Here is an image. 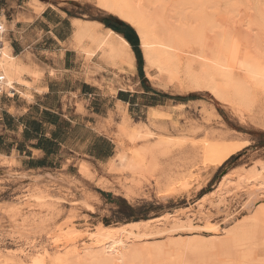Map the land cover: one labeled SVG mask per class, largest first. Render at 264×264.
I'll return each instance as SVG.
<instances>
[{"label":"rangeland","instance_id":"374dc122","mask_svg":"<svg viewBox=\"0 0 264 264\" xmlns=\"http://www.w3.org/2000/svg\"><path fill=\"white\" fill-rule=\"evenodd\" d=\"M43 1L54 6H61V2H63V0ZM35 2L38 1L35 0ZM65 2L68 4V8H72L73 13L85 12L90 18L91 16L104 17L108 16V14L113 15L99 8L95 0ZM208 2L209 4L207 5ZM208 2H205L206 4L204 3L202 8L204 12L205 8L207 9L205 17L207 16V19L218 21L226 31L233 32L232 34L235 38L233 37L232 48L234 47V50L238 51L243 48L239 45L242 44L241 36L244 37L246 33H249L248 37L251 38V34L253 33L251 38L252 47L254 49L258 47L260 49L258 53H264V31H261L264 28L260 24V18L263 19L264 17V0H209ZM171 5L172 0H164L163 4L158 1L155 4L157 9L165 7L164 9L166 10H169L172 7ZM258 9H261V13ZM255 32L257 33L255 34ZM82 45L87 46L83 47ZM189 45L193 47L192 40H189ZM189 45L186 44L183 48L187 49ZM78 49L81 50L80 53H83L85 59H87L86 51L93 50L95 57L97 54L102 56L104 52L97 47L96 43L88 38L82 39L81 43H78ZM82 49L85 50L82 51ZM261 49L263 50L261 51ZM139 50L143 74L141 78L145 77L156 90L170 96V98L168 97L169 100H167L166 107L161 109L169 114L165 116L154 114L152 119H150L148 113H144L141 118L128 117L129 121L125 122L126 114L120 108L118 118L116 120L110 119L107 126H109L108 134L112 136L116 144V150L117 147H120L124 151L142 154L143 159L146 158L144 160V171L142 170L138 174L127 176L109 164L103 165L101 168H94L83 161L80 164V173L83 179L75 180L73 184L76 185L74 187L65 184L59 185L55 181H51L50 178L23 181V185L17 187L11 184L14 181L12 180L13 175L10 172L11 170L0 168V203L2 204V209L0 208V257L2 258H0V264H8V262L9 264H12V262L13 264H21V262L23 264H89L90 262L86 260L83 254L81 252L78 253L83 247L84 236L94 231L97 225L113 226L130 222L133 219L127 220L126 218L132 212L129 210V206L135 208L134 215H146L145 219L165 215L158 221L153 220L152 224H156V222L160 224L166 216L171 218L175 216L177 218L183 215L184 212L195 214L201 207L204 211L208 210L211 213L207 220V223L210 225L217 222L222 227H225V221L228 223L226 229L230 231L240 229L239 226L251 229V224L246 222L249 221L248 217L252 203L251 197L254 198L255 192L248 193L243 202H239L236 197L232 196L234 190H231L227 195L225 194L221 198L223 200L221 204L228 208L229 215H227L228 213L217 212L216 208H214V202L218 201L219 191L217 190V184L223 175L226 173L235 175L239 171L252 170L258 163L264 161L263 91L257 90L258 88L254 89L256 86H252L248 92L250 94L251 91V95L245 101H238L237 103L235 101L226 102L218 100L210 91L191 84L185 77L182 68L185 65L186 57L182 60L179 82L177 81L178 79L169 81L167 80L168 76H164L165 79L160 76L159 82L153 83L145 74V61L144 57H142L140 46ZM107 65L113 67L115 72L120 74L125 73L117 60L109 59ZM88 69L93 73L97 72L89 66ZM129 71L128 68L127 72ZM152 74L158 76V68L153 69ZM178 103L182 107L176 106ZM212 106L216 108L218 115L213 113ZM124 122L126 126L131 128L138 127L140 124L141 126L147 124V128L151 129L153 133L149 137H140V139L136 138L137 140L130 141L128 133L122 130ZM220 132L223 133L222 137L219 134ZM161 139L162 141H160ZM158 140L160 143H156ZM147 145H150L152 148L147 150L149 154H144L146 150L143 153L141 149ZM0 163L2 166L8 165L5 159ZM210 170L214 172L211 171L210 177L204 180V177ZM193 222L198 223L197 220ZM255 222H259V217ZM262 224L260 225V231H256L255 236L252 235L247 242L244 241L242 244L245 250L244 253H246L245 248L247 246L249 249L254 248L255 254H252L253 258L251 257L254 262H250L252 260L250 259L251 255L247 256L242 253L243 249L240 247L241 245L238 246L242 250L237 246L235 250H230V253L235 251L233 255L227 254V256L229 254L232 255L230 256L231 258L227 257L226 252H222V248L221 250L218 249L220 247V245L218 246L219 243L216 244L218 240L214 242L211 240L213 243L209 241L211 234L208 232L207 225H204L201 229L205 235L199 234L197 236L198 243L195 239L196 234H192L189 229L166 233L156 240L148 241L149 244H144V240L142 239L141 241L140 239H136V246L140 249V251L139 249H136V251L141 254H139L138 258L125 260L126 263L124 261V264H130L131 262L142 264V259L147 257L150 260L152 259L153 264H166L167 262H170L168 264H176V262L177 264H181L183 256L186 258H184L186 263L182 262L183 264H197L199 257L196 256V258L195 254H192L193 256L189 255L196 260V262L192 260L194 262L191 261V263L189 256H187L190 254V251L185 250L183 252V249L178 247L181 243L182 247L183 244L199 245L201 243L207 246L210 251L207 249V255V252L204 251L203 256H206L205 258L207 259L209 257V263L203 262L207 260L202 259L204 257L202 256L201 258L202 254L200 253V258L203 260L201 261L199 258L200 264H231L234 262L236 264H247L242 263L243 260L245 262L248 260L249 264H255V262L259 264L260 261L264 264V246L259 247L264 243V240H261L262 238L264 239V221ZM231 225L233 226L232 228ZM262 234L263 236H261ZM192 235L195 237L192 238ZM201 236L204 237V240ZM165 237L168 239L167 243ZM180 237H183V240ZM174 240H178L177 243ZM154 241H160L158 243L162 247ZM168 242H171L169 245H173L174 249L172 246H168L171 248L167 249ZM156 245L161 248H156ZM140 246L144 248L143 251H141L142 248ZM147 247L148 250L151 249L149 250L150 252L145 249ZM162 248L165 250H162ZM258 248L260 249L258 250ZM223 249L226 250V248ZM171 250L176 253L172 254ZM177 250L180 251L179 254ZM219 250L222 252L220 254L221 260L225 259L224 261L220 260L221 257L219 259L216 258L219 257L217 253ZM131 251L134 252L135 249H131ZM146 251L149 254L145 253ZM226 251L229 252L228 249ZM160 252H163L166 255L164 256L168 257V260L167 258H165L166 260L162 258L163 254ZM152 253L154 254V258L153 256L151 257ZM157 253H160L158 257H156ZM183 253L186 254L184 255ZM236 253H239L238 256ZM240 253L242 254L240 255ZM257 253L258 256H256ZM145 254L148 255L145 256ZM174 255L176 257L183 256L182 258L179 257L178 260ZM242 255H244L243 259L241 258ZM234 256L235 258H232ZM212 258L214 261L216 259L219 260V263L218 261L216 263L213 262ZM236 259H238V262ZM150 260L147 261L146 259L145 261L147 262L143 261V264H147ZM148 264H152V262Z\"/></svg>","mask_w":264,"mask_h":264},{"label":"bare ground","instance_id":"6f19581e","mask_svg":"<svg viewBox=\"0 0 264 264\" xmlns=\"http://www.w3.org/2000/svg\"><path fill=\"white\" fill-rule=\"evenodd\" d=\"M158 1H160L161 4H163L164 0H95L96 5L99 8H102L103 10L112 13L114 16L119 18L121 21H123L124 23L126 22L127 24H130L135 29L138 35V39L140 40L139 46L142 51V57H144V61H145L144 71H145L146 76L149 79H151L153 83H158L160 76L163 78L164 76H168L167 80L169 81L178 79L177 81L179 82V79L181 77L179 72H180L181 65L183 63L182 60L184 59V57H186V61L184 63L185 65L182 68V71L185 74V77L189 80L191 84L210 91V93H212L218 100H223L226 102L235 101L237 103L238 101L239 102L245 101L246 98L251 95V91H250V94L248 92L252 86H256L254 87V89L258 88L257 90L263 91L262 93H264V53L260 52L261 53L260 54L258 53L260 51L258 47H257L258 50L257 48H255L257 51L252 47L253 43L251 44V41H252L251 38H252L253 33L251 34V38L248 37L249 33H246L244 37L241 36L242 44H239V45L241 46V48L242 47L243 48L241 50L239 49L240 51L239 50L236 51V49L235 50L233 49L234 47L232 48V43L235 38L232 34L233 32L230 33L231 31H226V29L223 28L221 23H219L218 21L207 19V16L205 17V14H206L205 12L207 9L205 8V12H204L202 8L204 6L203 4L205 2H208L209 0H197V1L196 0L194 1L193 0H172V5H171L172 7L169 10L164 9L165 7L161 9H157L155 4ZM208 4L209 2L207 3V5ZM258 10L261 13V9H258ZM263 19L260 18V24L264 28ZM0 21L3 24V26L6 28L5 30H7L8 27L5 24V14L3 10L0 15ZM72 24L75 26V28L73 30L74 34L71 40V45H70L71 47L78 48V43H81L82 39L88 38L92 42L96 43L99 49L104 51L102 56H100L102 60L103 59H105L106 61H109V59L117 60L118 64L120 65L122 69L124 67L134 69L136 67L135 65L136 58H135L134 51L131 48L130 42L127 41L126 38L124 39V37H122L119 33L115 32L111 27H104L101 24V22L95 19L89 20V19H81L78 17L74 18V20L72 21ZM255 26L257 25L255 24ZM261 31H264V30L261 29ZM257 32H255V34ZM189 40H192L193 47L189 45ZM3 44L4 46L0 53V70L2 71V74L5 78L4 90L8 92V91L15 90L16 83L24 82L22 76L24 72H29V68L25 65L23 66L20 63H18L17 57H15L14 54H12V48L7 38L4 39L3 37ZM186 44L189 45L188 46L189 48L187 47V49H184L183 47L186 46ZM84 50L85 49H82V51ZM262 50L263 49H261V51ZM79 51L81 52V50ZM93 53H94L93 50L92 51L89 50L88 52L86 51L88 62L91 60L92 56L94 55ZM88 66L93 68L97 72L101 69V67L95 63H92V64L89 63ZM156 68H158V71H159L158 76L152 74V70ZM257 90H254V91H257ZM176 106L182 107L179 103ZM211 108L213 109V113L215 115H218L216 108L214 106H212ZM154 114L165 116L169 113H166L163 110H158L155 108L150 109L148 113L149 118L152 119ZM176 117H178V115H176ZM128 121H129L128 116L125 115V122H128ZM125 122L123 123L124 127L122 130L128 133L130 141H133L136 138L140 139V137L141 138L149 137L151 133H153L151 129L147 128L148 125L145 123H144L145 126H141L140 124L138 127L131 128L129 126H126ZM124 132L122 133L126 134ZM222 132L219 133L221 137L223 135ZM160 141H162V139ZM160 141L158 140L156 141V143H160ZM151 148L152 147H150V145L149 146L147 145L143 149H141V151L144 153V151L146 150L144 153L146 154L148 153L147 150ZM145 159H143L142 154H138V153L133 154V153L122 150L120 147H117L115 154L111 157L108 164L111 167L119 169L121 172L129 176L130 174L134 175V174H138L139 172H142L144 168ZM213 170H210L207 173V175L204 177V180L210 177L211 175L210 173ZM217 190L219 191L218 201L214 202L215 203L214 208H216L217 212H221V213L229 212L228 208H226L225 206L221 204V201L223 202L221 198L225 194L226 195L227 193L229 194L231 190H234L232 192V196L236 197L239 202H243V200L248 196V193L255 192L254 198L251 197L252 203H251V208L249 211V214H250L248 217L249 221L246 222L248 224H251L250 226L251 229L245 226L244 227L239 226L240 229H236V230L233 229L232 231H230L226 229L228 223H226L225 221H224V225H226L225 227H222L217 222L215 224L210 225L207 223V220L211 213L208 210L204 211V209H201L200 207L198 212L195 214H193L192 212L186 213L183 211L184 212L183 215H181L180 217L178 216L177 218L175 216H173L172 218L166 216L164 218V221H162L161 223L159 222L160 224H157V222L156 224L155 223L152 224V222L153 220L158 221L165 215L163 216L161 215V216L154 217V218L130 220V222L120 223L118 225H113V226L97 225L94 231L89 232L84 236L85 237L84 243H82L83 247L82 249H80L78 253L81 252L83 256L86 258V260L90 262L89 264H124L125 260L127 261L128 259H131V258H138L140 256L139 254H141L140 252L138 253L136 251V249H139L137 248L138 246H136V243H135L136 239H140V241L142 239L144 240L143 242L144 244L146 243L149 244L148 241L156 240L157 238L164 236L166 233L168 234L169 232H175L181 229L182 230L189 229V231L192 234H196V237L192 235V238L195 237L196 239L197 236H199V234L205 235L204 231H202L201 228H203L204 225H207L206 227L208 228V232L209 234H211V237L209 235L210 237L209 241L214 242L218 240L216 242V244L219 243L218 246L220 245L218 249L221 250L222 248V252L223 253L226 252L225 253L226 256L228 253H230V250H233V249L235 250V247L237 248L238 245H241L240 247H242L243 249L242 253L247 256L251 255L250 259H252L253 255L255 254L253 250L254 248L249 249L248 246L247 247L245 246L246 253H244L245 250L242 244L244 243V241L247 242V240H249L252 235L255 236L256 234L255 232L260 231L259 229H261L260 225H263L262 222L264 221V161L261 163H258V165L255 166L252 170H248L245 172L239 171L235 175L226 173L219 180L217 184ZM2 203L4 202L2 201ZM224 203H227V202H224ZM1 205L2 204L0 203V208H1ZM211 207L213 206L211 205ZM229 214L230 213H228L227 215ZM258 217H259V222H255V220ZM194 220H197L198 223H194L193 222ZM232 227L233 226L231 225V228ZM224 234L225 236H223ZM263 234L261 236H263ZM201 237L200 239H202ZM165 238H166V243H167L168 239L167 237ZM181 239L183 240V237ZM203 240H204V237H203ZM261 240H264V239L262 238ZM162 241L163 243H165L164 240ZM170 241L172 242L171 239ZM175 241L176 240H174V242ZM192 241L195 242V240L193 239ZM154 242H156V244H160L158 243L160 241H154ZM196 242H197V239H196ZM143 243H141L142 246H144ZM170 243L168 242L167 247L168 246L173 247V245H169ZM153 245L155 244L153 243ZM181 245L178 247H181L183 249V252H185V250L190 251V254H188L187 256L189 255L193 256L192 254H195V257L197 256L200 258V255L202 254L201 255V258H202V256L204 255L203 254L204 251L207 252L209 250L207 246L202 245V243L199 245L198 244H189V245L183 244V247ZM142 246H140V248H142ZM160 246L156 245V248ZM184 246L186 247L184 248ZM261 246H264V243L260 245L259 247ZM170 248L171 247H168L167 249H170ZM181 248L180 250H182ZM223 248H226V250L228 249L229 252H227ZM131 249L133 250L135 249L136 252L135 251L132 252ZM145 249L148 250V247ZM242 249L240 248V250ZM259 249L260 248H258V250ZM143 250L144 248L141 249V251ZM162 250H165V249L162 248ZM220 250L219 252H217L219 257H216V258L218 259L221 257L220 254L222 253L220 252ZM240 250H236V251L239 252ZM179 252L180 251H178V254ZM234 252L235 251H233V253H230V254L233 255ZM145 253H148V252L146 251ZM160 253L163 254L161 256L162 258L164 259L167 258L168 260V257H165L166 255L163 252H160ZM160 253H157L158 255L157 256L155 255V256L158 257ZM171 253L173 254L176 252H172L171 250ZM242 253H240V255ZM258 253L256 254V256H258ZM148 254H145V256H147ZM183 254L185 255L186 253H183ZM207 254L208 252L206 253V255ZM230 254L227 257L232 256ZM236 254L238 256L239 253H236ZM153 255L154 254L152 253L151 257ZM211 255H212V252H211ZM182 256L183 255L179 257L182 258ZM179 257H176V259L178 258L179 260ZM203 257L204 258L202 259L204 260L206 259L207 261H203L200 258L201 261H203L204 263L209 261L208 260L209 257L208 259L205 258L206 256H203ZM184 258L185 257L183 256L182 259L184 261L181 259L182 262H185L186 258L185 259ZM189 258H190L189 260L190 262L195 259L190 256ZM199 258H198V262L200 261ZM232 258H235V256ZM241 258L243 259L244 255H242ZM144 259L145 260L147 259V261L150 260L148 259V257ZM144 259H142V262H141L142 264H143V261H145ZM221 259L222 257L220 258V260ZM151 260L149 262H152L153 264V261ZM159 260H157V262H159ZM224 260L225 259L221 261H224ZM237 260L238 259H236V261ZM255 260L257 261V259ZM194 261L196 262V260ZM216 261H218L219 263V260L217 259L215 261L213 260V262L215 263ZM231 261L233 262L232 259ZM247 261L245 262L243 260L242 263L249 264V262ZM182 262L181 264H183ZM198 262L197 264H200V262L199 263ZM250 262H254L253 259ZM261 262L262 261H260V263ZM132 263L133 262H131L130 264ZM168 263L170 262H167L166 264ZM210 263H211V260H210ZM234 263H231V264H234ZM21 264L23 263L21 262ZM136 264L138 263L136 262Z\"/></svg>","mask_w":264,"mask_h":264},{"label":"crops","instance_id":"0c3cea01","mask_svg":"<svg viewBox=\"0 0 264 264\" xmlns=\"http://www.w3.org/2000/svg\"><path fill=\"white\" fill-rule=\"evenodd\" d=\"M37 1L0 0L8 27L5 39L18 63L29 68L24 82L0 94V162L8 163L0 168L11 170V184L17 187L48 178L74 187L75 180L83 179L81 162L101 168L114 155L107 124L118 118L120 108L130 118H141L150 109H164L169 98L141 78L136 56V67L129 72L124 67L120 74L99 54L87 62L70 46L74 18L101 22L109 14L90 18L73 13L65 1L74 0H63L61 6ZM114 31L126 38V32ZM89 63L101 69L93 73Z\"/></svg>","mask_w":264,"mask_h":264},{"label":"trees","instance_id":"16d2710c","mask_svg":"<svg viewBox=\"0 0 264 264\" xmlns=\"http://www.w3.org/2000/svg\"><path fill=\"white\" fill-rule=\"evenodd\" d=\"M100 21L105 24L107 27H111L112 29L118 31V32H126L125 33V37L127 38L128 41H130V43L133 46V50L135 52V56L138 59V63L139 64V73L141 75L142 74V68H141V55H140V50H139V40L137 38V35L135 33V31L133 29L130 28V26H128V24H124L122 21H120L119 19H117L115 16H108V18H101ZM133 31V34H132ZM128 32L131 33V35H128ZM166 97H169V95L164 94ZM129 210H131L132 212L127 215V220L133 219V220H138L139 218H143L145 219L147 216L146 215H134V211L135 208L132 206L128 207Z\"/></svg>","mask_w":264,"mask_h":264},{"label":"built area","instance_id":"2783aa9c","mask_svg":"<svg viewBox=\"0 0 264 264\" xmlns=\"http://www.w3.org/2000/svg\"><path fill=\"white\" fill-rule=\"evenodd\" d=\"M2 13V10H1V7H0V15ZM6 28L3 26V24L1 23L0 21V53H1V50L4 46L3 44V37H5V30ZM4 83H5V78L2 74V71L0 70V94H4L6 93V91L4 90ZM8 92H12V91H8ZM7 92V93H8Z\"/></svg>","mask_w":264,"mask_h":264}]
</instances>
